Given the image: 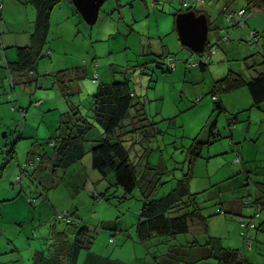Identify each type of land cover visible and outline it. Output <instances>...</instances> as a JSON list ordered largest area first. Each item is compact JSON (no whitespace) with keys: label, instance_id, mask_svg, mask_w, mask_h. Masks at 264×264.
Listing matches in <instances>:
<instances>
[{"label":"rangeland","instance_id":"374dc122","mask_svg":"<svg viewBox=\"0 0 264 264\" xmlns=\"http://www.w3.org/2000/svg\"><path fill=\"white\" fill-rule=\"evenodd\" d=\"M186 1L193 0H106L97 21L88 23L73 2L62 0L51 13L45 54L34 70L33 77H37V82L28 83L25 81L28 76L20 78L14 75L17 78H12L13 85L6 66H0V71L7 73L0 81V264H33L35 251L46 249L52 238L51 225L57 223V214L67 208L76 210L79 220L94 233L92 251L119 259L125 264H153V253H149L147 246L135 238V223L142 204L137 197L121 199L123 189L111 186L110 200L94 198L96 192H104L114 183V179L110 177L95 183L101 175L90 167V154L85 157L84 163H75L66 171L62 168L53 170L50 160L44 162L41 168L37 157L52 151L51 141L55 140L62 114L70 106L78 105L81 112L90 117L98 86L129 78V86L143 99L149 115L157 121L161 130L154 134L151 142L142 140L135 143L136 152L141 157L152 146L154 150L149 149L151 152L147 157L151 164H166L170 169L177 167L179 174L176 176L186 172L190 161L187 148L192 146L193 138H210L212 121L209 123V120L221 116V124L225 121L224 112L216 110L214 99L207 92V84L187 86L185 80L190 67L187 59L192 53L181 44L174 15L179 9H188L183 5ZM224 4L237 9L246 1L201 0L197 4V8L207 9L221 26L219 31H211L210 40L212 43L218 42L231 32L232 37L240 38L236 42L242 45L241 55L247 56L246 33L253 27L262 30L264 14L249 13L247 24L232 27L221 12ZM20 5L23 9V5ZM30 13V10L21 11L17 5V10L9 17L12 33L5 29L3 35L12 36L15 31L20 41H26L35 29V19ZM31 19L32 24L28 23ZM1 25L4 28L3 21ZM161 36L164 37L161 39ZM166 45L172 47L171 54L177 61V68L171 71L167 70L166 64H159L160 55L167 52ZM224 45L227 42L218 48V55H224ZM12 50L17 53V47H6V51ZM250 51L252 54V48ZM216 52L212 56L213 62L209 64L210 74L215 77L222 76L227 67L217 61ZM3 53L1 58H4ZM240 63L237 61L230 67L239 70ZM76 68L81 70L76 71ZM96 74L97 81L94 80ZM210 74L205 73V78H210ZM242 87L240 89H245V95L242 94L244 101L252 104L248 87ZM203 88L205 93H200V97L193 95L192 91ZM169 118H173V122ZM227 127L234 128L231 125ZM99 132L101 128L97 126L90 135L95 137ZM222 136L214 144L205 145L201 150L202 155L193 164L194 177L190 190L201 192L199 201L207 206L205 214H210L208 232L196 238L204 243L209 237H219L223 246L243 249L251 264H264V231L256 233V229H243L240 215L236 213L214 214L219 207L215 204L218 199L224 202L223 207L227 210L232 203L229 201L232 194L241 195L249 189H244V185L238 183L231 186L242 176H232L234 167L239 168L243 164L236 163L228 154H216L232 148L231 139ZM140 138L144 139V136ZM15 141L17 143L12 152ZM34 160L35 170L30 165ZM246 164L253 171L252 168L260 163ZM158 171V168L152 170L155 174ZM252 171L249 187L254 192V180L261 178L251 174ZM160 177L169 181L160 186L159 196L170 192L177 182L165 174ZM212 185L217 186L213 191ZM252 197L249 196L250 199ZM246 198L244 196L241 203L242 215L250 216L254 208H245ZM262 214L260 221L264 219V211ZM57 225L58 229L66 227L62 221H58ZM118 228H122V234ZM68 230L69 237L73 238L72 230ZM250 235L253 240L247 244ZM111 236L115 241H110ZM192 239L194 236L188 233L179 235L176 241L187 244ZM160 252L162 248H159L158 254ZM200 254L198 252L194 264L214 262L213 258L204 259ZM181 260L179 264H191L187 256Z\"/></svg>","mask_w":264,"mask_h":264},{"label":"trees","instance_id":"16d2710c","mask_svg":"<svg viewBox=\"0 0 264 264\" xmlns=\"http://www.w3.org/2000/svg\"><path fill=\"white\" fill-rule=\"evenodd\" d=\"M61 1L31 0V3L37 10L35 29L31 33L30 44L17 47V60L5 65L11 71L10 75L12 76H10V79L14 75L20 78L21 76H28V79L25 81L32 83L36 80L37 82V77H33L35 66L45 54L44 50L51 29L52 10ZM70 1L73 2V0ZM245 1L246 4L237 9L231 8L232 6H229V4H224L223 8L226 7L233 10L244 8L247 13L243 24H246V17L249 13L264 12V0ZM186 7L188 9L193 8L197 13L206 12L210 18V33L211 31H219L221 26L216 23V20L207 9L197 8V5H187ZM181 11L183 10L179 9L175 13V18ZM222 13L224 15V12ZM1 21L3 20L0 17ZM243 24L236 23L231 24V26L239 27ZM254 31L260 49H253L251 47L248 34L246 41L250 45V48H252L253 53L244 58V62L251 71L250 76L232 70L213 84L210 94L219 113L225 111V108L221 104L220 97L222 94L242 86L248 87L253 106L260 107L264 103V47L261 44V32L258 30ZM222 41H225V39L221 37L218 42L212 43L209 35L208 43L200 53L194 52L182 44L184 48L191 51L192 56L190 58H196L197 61H200L198 65H191L189 62L190 67L207 68L213 60L211 59L209 64H204L201 62V59L211 48L215 47L217 51ZM1 46L5 50L2 42ZM170 57L176 60L171 53L160 55L159 64H166L168 71L173 70L167 62ZM78 70L81 69L76 68V71ZM94 80H98V74L94 76ZM12 84L14 85L13 82ZM93 99L90 117L84 115L78 105L70 106L62 114L55 140L51 141L52 151L39 154L37 157L42 166L41 168H43L44 162L50 160L54 166L53 170L62 168L66 171L65 169L75 163H84L85 157L90 154V167L101 175L95 183H99L103 179L108 180L110 177L114 179V183L112 182L104 192H96L94 198L110 200L111 197L109 196L111 194L109 192L111 186H120L123 189L121 199L128 200L137 197L142 203L139 209L138 221L135 223V234L137 241L145 244L149 253H153V264H179L182 261L181 258H185V256H187L191 264H194L197 261L196 256L198 252L201 253L200 255L204 259L213 258L214 262L211 264H251L245 257L243 249L225 247L219 237H209L204 243L196 238L198 235L208 232L210 214H205L204 210L207 206L199 201L201 192H192L190 190V182L194 177L193 164L202 155L201 150L205 145L214 144L222 136L220 130H218L217 117L209 120V123L212 121L209 127L210 138H205L204 140H199L197 136L193 138L191 142L192 146L187 148V154L190 157L187 170L180 176H176L179 174L177 167L170 169L166 164H162L161 166L150 163L147 157L151 150L154 149L149 144L150 148L141 157L135 150V143L142 140H146L145 143H149L154 134L161 130L159 129V125H157V121L149 115L143 99L141 100L140 96H137L136 92L129 86V78L124 81L101 83ZM169 119L173 122V118ZM236 121V116H231L228 119L231 126H235ZM97 126L101 128V132L97 133V136L92 137L90 134ZM230 130H232V127H230ZM141 135L144 136V139L140 138ZM223 137H229L232 143V150L238 152L234 157V161L243 164L238 168V172L233 177L238 175L243 176L244 172L247 177L244 181L248 183V179L251 180L253 178L250 175L252 170L247 168V162H244L240 155L242 142L237 141L231 133L230 135H223ZM17 141L13 144L12 152L15 150ZM192 147L193 150H191ZM216 154L221 155L224 153ZM33 162L35 170L36 162L35 160ZM156 168L159 171L155 174L152 170ZM243 169L245 171H242ZM160 174H165V176L170 177L169 179L177 180L176 186L170 192L161 196H159V188L169 180H163ZM254 184V192L247 195L244 204L245 208H248L247 210H250L252 207L254 208L253 215L245 216L239 210H226L223 207L224 202L221 199H218L215 203L219 207L214 214L222 212L236 213L240 215V223L243 229L258 230L264 224V220L260 221L263 215L262 211H264V178L254 180ZM216 187L212 185L211 191L215 190ZM250 195H253L251 199L249 198ZM241 200L238 199L236 202ZM56 218L57 223L58 221H62L66 227L58 229L57 223L51 225L52 238L46 249L35 251V262L33 264H125L119 259H111L110 256L97 254L91 250L95 235L87 224L81 222V219L79 220L76 210L66 209V211H60ZM68 229L72 230L71 232L74 234L73 238L69 237ZM117 230L122 234V228H118ZM188 233L192 234L194 239L187 241V244L176 241L179 235ZM242 233H244V230H242ZM252 240L253 237L251 235L248 236L247 244L251 243ZM110 241H115V238L111 236ZM249 245L251 246V244ZM159 248H162V252L158 254ZM82 255H84V258L80 262Z\"/></svg>","mask_w":264,"mask_h":264},{"label":"crops","instance_id":"0c3cea01","mask_svg":"<svg viewBox=\"0 0 264 264\" xmlns=\"http://www.w3.org/2000/svg\"><path fill=\"white\" fill-rule=\"evenodd\" d=\"M31 0H23V2H21L20 0H0V17L3 20L4 23V28L1 25L0 28V33H1V42L5 48L4 51V58H1V65L0 66H4L9 62H14L15 60H17V53L16 50L15 51H6V47L11 46V47H18V46H26L29 45L31 42V36L28 35V39H26V41L22 42L20 41V37H17V35H15L14 33H17L14 31L13 35L10 36L9 34L4 36L3 33L5 31V29L11 32V23H10V14L13 13L14 11L17 10V5L20 6V10L21 11H26L28 12L29 10L32 12L29 15H31L33 17V19H37V10L34 7V5L32 3H30ZM23 5V9L21 7V5ZM241 6H239L238 8H240ZM252 13V12H251ZM253 13H257V14H264V12H253ZM249 17V16H248ZM248 17H246V24H247V19ZM33 19L28 20V23L32 24L33 23ZM11 24V25H10ZM32 26V25H30ZM9 27V28H7ZM261 28L259 27H253L251 28V30H257L259 32H261L262 35V39H261V44L264 47V22H262L261 24ZM33 28H31L30 30H32ZM246 31V30H243ZM246 33V32H244ZM247 33H249V31H247ZM247 33H246V39H247ZM162 35V34H161ZM228 36L226 37H222V39H225V41H222L221 45L218 47L220 48L223 44H225V42H227V45H224L223 47V51H224V55H218V50L216 52L215 57L217 56V61L218 62H222L224 64L227 65L226 67V74L229 71H232L235 69L234 66L230 67V64H234L237 63V61L241 62V66L239 68V70H234V71H238L240 73H243L247 76H249V72L251 73V71L248 69V66L246 65V63L244 62V58H246L247 56H249L251 54L250 51V47L248 46V44L246 45L247 49V56H243L241 55L242 52V45H239L236 41L240 38L233 36L232 37V33L228 32L227 34ZM164 37V36H163ZM162 36L160 37L161 39L163 38ZM28 41V42H27ZM245 41V40H244ZM247 42V41H245ZM182 44V43H181ZM167 46V45H166ZM172 48V47H171ZM171 48H169L167 46V52L163 53V54H168L171 53L172 50ZM264 49V48H263ZM162 55V54H161ZM4 59V60H3ZM3 61H5V64H3ZM233 62V63H232ZM3 68V67H1ZM177 68V66H176ZM210 67L208 66L207 68H199V67H189V69H187V74H186V82H187V86L191 85V86H195V85H199V83H206L207 84V92L210 94L213 84L216 80H219L221 78H223L224 76H213L210 74L211 70L209 69ZM7 69V68H6ZM3 71H0V81L3 80L6 76V74H4ZM7 72L10 75L11 71L7 69ZM205 73H209L210 74V78L207 77V79L205 78L206 76L204 75ZM212 73V72H211ZM95 76V75H94ZM14 80V76L12 77ZM17 78V77H15ZM13 80L11 79V81L13 82ZM206 88V87H205ZM205 88H203L202 90H194L192 91L193 95L195 94L196 96L200 97V93H205ZM244 88V87H242ZM242 90V91H241ZM249 91V90H248ZM231 93H227V94H222L221 98V104L223 105V107L225 108L224 114V122H222L221 124V116L217 117V125H218V130H220V133L222 135H230V133L232 134V136L237 140V141H241V145H242V149L240 151V155L242 157V160L244 162H251V163H260L257 164L255 167H253L252 169L256 170V171H252L251 174L256 175L257 177H260L261 179L264 178V103L260 106V107H255L253 106V104H251V102H245L242 94L245 95V89H234V90H230ZM244 92V93H241ZM250 93V92H249ZM251 96V94H250ZM240 98H242V100H240ZM252 98V97H251ZM243 102V104H241ZM253 102V101H252ZM162 110V109H161ZM160 110V112H161ZM231 116H236V124L234 126V128H232V130H230L227 125L229 126V122L228 119ZM249 116V117H247ZM167 117V116H166ZM247 117V118H246ZM248 121V122H246ZM241 122H246V123H241ZM226 146L228 147V144H226ZM230 151V153L228 152ZM217 153H224V154H228L229 157H233V161H234V157L238 152H234L232 150V148H227V151L224 152H217ZM40 167H42L40 165ZM242 171H245L244 169ZM238 172V167H234V175H236V173ZM86 175V173H85ZM252 176V175H251ZM240 180L238 182L232 183L231 186L235 185L236 183H238L240 186L241 184L244 185V189H246L247 187L249 188L248 190H246V192L243 191V193L241 195L239 194H232V196L229 197V201L232 202L229 204L227 210H232V211H242V200L244 196L249 195L251 192V189L249 187L250 185V180L248 179V183L244 184V180L247 179L246 175L243 173V176H240ZM92 187V186H91ZM229 194H231L230 192H228ZM239 195V196H238ZM238 196V199H242L241 201H238L240 203H237L236 201L238 199H236V197ZM74 207V206H73ZM68 209V208H67ZM264 217V216H263ZM264 220V219H263ZM264 231V224L263 226H261L256 233L262 232ZM135 238L137 239V237L135 236ZM134 238V239H135ZM85 255V254H84ZM82 255V256H84ZM81 262V261H80ZM251 263V261H250Z\"/></svg>","mask_w":264,"mask_h":264},{"label":"water","instance_id":"95a60500","mask_svg":"<svg viewBox=\"0 0 264 264\" xmlns=\"http://www.w3.org/2000/svg\"><path fill=\"white\" fill-rule=\"evenodd\" d=\"M106 0H73L78 11L88 23L97 21ZM180 41L194 52H202L209 40L210 18L206 12L197 13L193 8L179 12L175 18Z\"/></svg>","mask_w":264,"mask_h":264},{"label":"built area","instance_id":"2783aa9c","mask_svg":"<svg viewBox=\"0 0 264 264\" xmlns=\"http://www.w3.org/2000/svg\"><path fill=\"white\" fill-rule=\"evenodd\" d=\"M199 1H201V0L186 1V2H184V6L197 5ZM222 12H224L225 19L230 24H236V23L243 24L244 23V21H243L244 17L246 16V13H247L244 8H241L239 10H236V9L233 10V9H229L226 7L223 8ZM255 34H256L255 31L252 30L251 33L249 34V39H250L251 47L253 49H258L259 48V45L257 43L258 39H257V36H255ZM215 52H216V48L215 47L211 48L208 51V53L201 59V62L204 64H209L211 62L212 56H213V54H215ZM2 53H3V48L1 46V41H0V60H1V54ZM47 53H49V51ZM187 61L190 62L191 65L200 64V61H197L196 58H189V59H187ZM167 62H168V65L171 69H174L177 66V61L174 60L173 57L168 58ZM30 165L33 166L34 162L31 161Z\"/></svg>","mask_w":264,"mask_h":264}]
</instances>
